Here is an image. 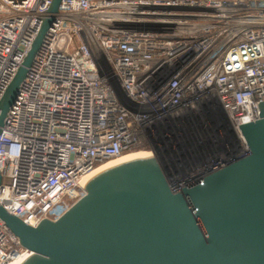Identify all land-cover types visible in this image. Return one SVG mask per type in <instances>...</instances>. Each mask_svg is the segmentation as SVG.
<instances>
[{"label":"built area","instance_id":"1","mask_svg":"<svg viewBox=\"0 0 264 264\" xmlns=\"http://www.w3.org/2000/svg\"><path fill=\"white\" fill-rule=\"evenodd\" d=\"M51 0H0V97ZM0 129V205L56 220L101 162L145 146L172 192L247 154L264 0H60ZM31 251L0 219V264Z\"/></svg>","mask_w":264,"mask_h":264},{"label":"water","instance_id":"2","mask_svg":"<svg viewBox=\"0 0 264 264\" xmlns=\"http://www.w3.org/2000/svg\"><path fill=\"white\" fill-rule=\"evenodd\" d=\"M60 0L0 97V129ZM238 125L247 154L172 192L149 151L86 174L83 195L56 220L0 219L31 251L20 264H264V100ZM0 176V181H1Z\"/></svg>","mask_w":264,"mask_h":264},{"label":"bare ground","instance_id":"3","mask_svg":"<svg viewBox=\"0 0 264 264\" xmlns=\"http://www.w3.org/2000/svg\"><path fill=\"white\" fill-rule=\"evenodd\" d=\"M144 152H146V151L128 152V153H125V154L119 156V157L116 158V159H111V158H110L109 160H105V161L101 162V163H100V164H99L94 170H96L97 168H99V167H101V166H104V165H106V164H108V163H110V162H113V161H115V160H118V159L124 158L125 156L136 155V154H140V155H141V153H144ZM149 153H150V152H149ZM150 154H151V153H150ZM151 155H152V154H151ZM94 170H93V171H94ZM29 253H31V252H29ZM25 258H26L25 256H20V257L14 259V260L8 262L7 264H20Z\"/></svg>","mask_w":264,"mask_h":264},{"label":"rangeland","instance_id":"4","mask_svg":"<svg viewBox=\"0 0 264 264\" xmlns=\"http://www.w3.org/2000/svg\"><path fill=\"white\" fill-rule=\"evenodd\" d=\"M148 150H149L148 148H146L145 146H142V147H139V148H133V149H131V150L125 152V153L138 152V151H148ZM125 153H123V154H125Z\"/></svg>","mask_w":264,"mask_h":264}]
</instances>
